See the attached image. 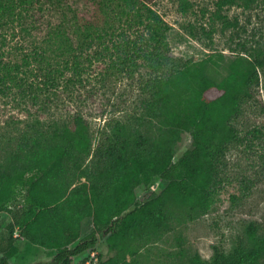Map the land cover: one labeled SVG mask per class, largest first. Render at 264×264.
<instances>
[{
  "label": "trees",
  "instance_id": "16d2710c",
  "mask_svg": "<svg viewBox=\"0 0 264 264\" xmlns=\"http://www.w3.org/2000/svg\"><path fill=\"white\" fill-rule=\"evenodd\" d=\"M84 2L91 7L82 14L66 0H0L1 40L44 29L48 45L36 47L33 56L0 51V94L20 86L23 68L29 67L45 86L66 72L70 83L83 82L89 65L102 55L97 49L87 54L93 43L113 36L114 26L123 24L131 34L114 45L108 68L129 77L140 66L149 70L137 84L143 96L139 113L133 121L110 125L96 147L78 111L46 126L34 121L19 132L0 161V213L11 216L8 238L0 243V264H13L9 260L19 251L17 239L54 253L50 262L38 264H71L76 257L84 263L100 242L111 255L105 260L97 255L99 264H144L149 245L211 211L221 158L239 142L231 120L241 102L258 91L264 46L253 51L242 46L229 59L210 54L165 73L171 62L168 25L153 9L141 0ZM232 2H214L209 20L234 26L221 12ZM111 5L115 12L107 17ZM188 6L182 1L179 9L185 12ZM198 28L204 33L202 25ZM188 35L196 37L192 31ZM221 68L222 77L211 76L210 69ZM184 133L190 148L175 159ZM159 180L165 183L159 194L145 201L135 195L137 187L153 188ZM86 220L91 230L81 239ZM173 239L177 250L157 264H264V217L261 223H247L228 253L213 247L208 260L184 249L181 237Z\"/></svg>",
  "mask_w": 264,
  "mask_h": 264
},
{
  "label": "rangeland",
  "instance_id": "374dc122",
  "mask_svg": "<svg viewBox=\"0 0 264 264\" xmlns=\"http://www.w3.org/2000/svg\"><path fill=\"white\" fill-rule=\"evenodd\" d=\"M80 13L91 7L84 0H66ZM153 9L168 25L166 30L167 56L170 59L164 67L169 73L178 69L187 61H200L210 54L221 53L226 59L241 52L242 46L250 51L264 46V0H232L222 7V14L234 26L221 27L219 21H210L217 0H141ZM182 1L188 3L185 12L179 9ZM115 7L107 9L106 16L113 17ZM103 18V17H102ZM113 19V18H112ZM204 27V33L199 30ZM114 35L94 42L87 54L97 49L102 53L94 60L83 75V82L70 83L69 73H64L49 85H43L34 78L30 67L19 83L0 94V161L4 153L12 148L17 136L27 124L38 121L48 125L63 120L75 111L81 112L86 120L92 147L101 143L109 126L115 122L133 121L139 113L143 96L138 90V82L145 79L149 70L140 66L130 77L113 73L108 61L116 51L114 45L124 40L131 31L126 26H114ZM118 27V28H117ZM137 28V26H136ZM140 30L142 26L138 27ZM192 31L196 37L188 35ZM210 31V34L206 32ZM122 33V36L119 34ZM6 35V34H4ZM46 30H31L30 34L6 35L0 38V51L10 52L14 57L33 56L37 47H47ZM45 50V49H44ZM50 54V53H49ZM48 54H46L47 56ZM33 58V57H32ZM30 61H32L30 59ZM60 61V59H58ZM32 65H37L32 63ZM32 74V75H31ZM211 76L222 77L221 68L216 73L210 69ZM259 85L254 98L242 101L239 112L231 120L236 129L239 142L229 145L221 158L219 166L218 198L211 211L195 220L176 227L174 232L165 235L160 241L149 245L144 253V264H157L177 250L174 237H181L182 247L196 251L204 260H208L213 247L228 253L234 244L243 237L244 228L249 222L261 223L264 217V66L258 69ZM190 148V138L184 133L175 147V159ZM164 182L159 180L153 188L139 186L135 195L145 201L160 193ZM233 197V199H229ZM12 208V207H11ZM11 216L0 213V243L8 238L7 225ZM91 230L90 220L83 222L81 239ZM16 236V234H15ZM15 245L18 254L12 259L14 264H38L51 261L54 253L38 247L29 246L21 239ZM96 253L101 260L111 255L106 243L97 245ZM77 260L78 257L74 258ZM81 264V262L76 261ZM75 264V263H71Z\"/></svg>",
  "mask_w": 264,
  "mask_h": 264
},
{
  "label": "built area",
  "instance_id": "2783aa9c",
  "mask_svg": "<svg viewBox=\"0 0 264 264\" xmlns=\"http://www.w3.org/2000/svg\"><path fill=\"white\" fill-rule=\"evenodd\" d=\"M82 264H99V259L97 257L96 251H90L88 254V259Z\"/></svg>",
  "mask_w": 264,
  "mask_h": 264
},
{
  "label": "crops",
  "instance_id": "0c3cea01",
  "mask_svg": "<svg viewBox=\"0 0 264 264\" xmlns=\"http://www.w3.org/2000/svg\"><path fill=\"white\" fill-rule=\"evenodd\" d=\"M100 243H101V242H100ZM18 252H19V251H18ZM17 254H18V253H17ZM17 254H16V255H17ZM12 259H13V257L9 260L10 263H13V262H12ZM76 261H79V262H80V259H77V260H76V259H75V260L73 259V260H72V263L79 264V263H77ZM13 264H14V263H13ZM81 264H82V263H81Z\"/></svg>",
  "mask_w": 264,
  "mask_h": 264
}]
</instances>
